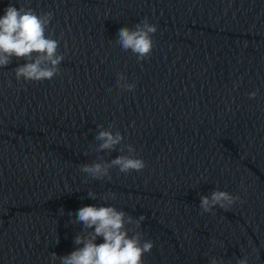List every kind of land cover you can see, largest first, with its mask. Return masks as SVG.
Here are the masks:
<instances>
[{
    "label": "water",
    "instance_id": "95a60500",
    "mask_svg": "<svg viewBox=\"0 0 264 264\" xmlns=\"http://www.w3.org/2000/svg\"><path fill=\"white\" fill-rule=\"evenodd\" d=\"M9 4L53 12L65 59L51 81H17L23 59L0 68V264L70 254L83 230L70 213L89 205L147 217L145 264H264V0H0V17ZM145 17L156 46L138 62L118 31ZM112 122L147 167L93 180L82 164L121 154L92 151ZM217 188L244 203L201 215Z\"/></svg>",
    "mask_w": 264,
    "mask_h": 264
},
{
    "label": "clouds",
    "instance_id": "9594fccd",
    "mask_svg": "<svg viewBox=\"0 0 264 264\" xmlns=\"http://www.w3.org/2000/svg\"><path fill=\"white\" fill-rule=\"evenodd\" d=\"M53 15L51 11L38 13L31 7L17 8L9 4L5 14L0 17V68L10 65L13 58L26 61L14 69L17 81H51L61 75L60 65L65 56L59 51V40L53 39L48 33ZM157 31L158 26L145 17L134 28H120L117 42L125 52L130 50L138 62H143L153 53L156 46L153 37ZM117 75L116 87L121 92L135 91L136 84L127 82L123 72ZM235 87L238 88L239 84H235ZM258 95L259 89L248 94L249 99H255ZM98 128L95 139L99 143L92 146V151L97 154L118 151L121 154L111 161L98 156L97 162L82 164L80 170L87 177L111 180V170L114 168L120 173L130 174L133 171L142 172L147 167L145 160L137 157L135 146L125 143V136L115 122L107 128L100 124ZM110 196L115 199V193ZM88 197L93 200L97 198L96 193L91 191ZM238 202L244 203L240 195L217 188L210 195L200 196L201 215L212 213L216 207L230 210ZM70 215L75 216L76 224L83 225V230L74 239L77 248L64 256L52 252L49 260L53 264L57 260L60 264H145V255L150 254L155 247V242L145 239V233L140 231L142 223L147 219L143 214L137 218L115 206L89 205ZM98 238H103V243H97ZM212 243L215 246L217 241L214 239ZM249 262L250 257L245 255L237 259L236 264ZM210 264H225V261L223 257H212Z\"/></svg>",
    "mask_w": 264,
    "mask_h": 264
}]
</instances>
